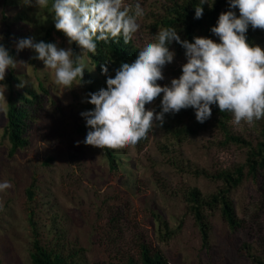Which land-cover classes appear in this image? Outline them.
Listing matches in <instances>:
<instances>
[{
	"label": "rangeland",
	"instance_id": "rangeland-1",
	"mask_svg": "<svg viewBox=\"0 0 264 264\" xmlns=\"http://www.w3.org/2000/svg\"><path fill=\"white\" fill-rule=\"evenodd\" d=\"M15 1L17 4L0 0V36L3 37L0 43L6 45L5 24L15 21L21 9L31 16L34 34L39 36L34 40L40 42L41 27L37 23L48 24L51 8L27 7L20 0ZM124 2L131 6L133 14L137 3L144 10V15L137 18L140 28L133 36L136 45L141 50L146 44L156 42L155 35L160 29L152 23L165 0ZM15 5L17 10H11ZM255 35L257 45L264 49V30L257 29ZM53 37L55 42H52L58 48L70 47L62 35L54 33ZM199 37L219 43L215 35ZM9 39L17 53L20 82L36 87L43 80L51 93L27 131L28 146L8 157L2 125L9 87L5 84V91L0 87L5 96V99L0 97V183L7 181L12 185L2 194L12 204L8 218L11 225L19 232L30 234L27 219L31 214L36 227L44 231L52 220L51 215L57 213L61 217L58 222L65 226V245L69 242L83 247L92 264L124 263L129 258L137 261L141 244L159 250L168 264H256L255 258L264 248V174L256 179L245 174L242 182L230 189L229 196L239 219L235 228L228 225L218 208L205 209L210 223L206 245L186 208L185 195L191 187L209 193L222 186L219 179L200 174L201 170L210 174L221 169L233 170L245 161V145L222 144L223 133L216 123L219 115L212 113L204 126L197 129L193 118L183 114V123L191 124L196 132L182 141L166 126L154 125L145 142L123 149V155L128 157L123 166L110 170L99 148L83 143L86 134L82 132L84 118L80 115L85 111L82 85H74L71 90L55 85L54 72L45 69L42 61L34 60V52L18 51L17 39ZM168 47L175 56L162 70L164 79L157 82L162 87L170 86L172 79L179 78L182 65L187 62L179 48ZM159 98L146 105V109L162 111ZM226 113V125L231 131L253 144L261 139L264 119L251 126L246 123L236 126L232 115ZM166 122L174 121L165 114ZM47 159L50 161L45 165ZM246 170L245 166L244 173ZM30 184L38 185L32 203L24 193ZM163 220L170 230L163 227ZM6 232L9 231L0 230V264H30L22 244L10 243Z\"/></svg>",
	"mask_w": 264,
	"mask_h": 264
},
{
	"label": "clouds",
	"instance_id": "clouds-1",
	"mask_svg": "<svg viewBox=\"0 0 264 264\" xmlns=\"http://www.w3.org/2000/svg\"><path fill=\"white\" fill-rule=\"evenodd\" d=\"M27 7L46 9L49 0H20ZM200 0L195 7V18L203 16ZM234 11L222 12L211 32L219 43L206 37H194V42L181 40L175 27L163 28L155 35L156 42L146 44L132 63H122L114 78L108 76L106 88L89 93L86 102L93 110L81 112L90 130L83 143L100 149L122 150L147 138L153 126L162 127L165 114L179 113L193 108L196 120L203 124L211 118L212 105L221 112L232 115L236 126L264 119V49L250 45L246 33L264 30V0H228ZM52 16L57 31L67 37L69 45L75 43L81 54L71 47L58 48L54 43L36 42L34 38L18 41L17 50L31 49L45 69L54 72L53 83L64 90L80 86L86 64L84 57L97 52V42L123 39L128 44L140 28L137 18L144 15L139 3L135 10L124 0H53ZM3 37L0 36V40ZM173 41L185 49L187 62L182 74L171 80L170 86L157 83L164 79L163 68L173 62L175 53L168 45ZM17 62L0 43V82L7 70L14 69ZM102 74L108 68L101 65ZM21 81L17 87H24ZM0 87L6 90L5 84ZM4 91L0 97L5 99ZM162 111L146 109L160 95ZM155 122H159L156 124ZM80 142L78 141L77 144ZM12 185L0 183V191Z\"/></svg>",
	"mask_w": 264,
	"mask_h": 264
},
{
	"label": "trees",
	"instance_id": "trees-1",
	"mask_svg": "<svg viewBox=\"0 0 264 264\" xmlns=\"http://www.w3.org/2000/svg\"><path fill=\"white\" fill-rule=\"evenodd\" d=\"M12 2L17 4V1ZM53 0H49V9L51 8ZM200 4V0H165L157 13L156 20L152 23L153 27L159 29L175 27L181 40L194 42V37L205 35L207 37L213 36L211 28L216 26L219 15L222 12L234 11L239 16L238 9H231L228 0H208V3L200 5L203 8V16L200 19L195 18V7ZM11 10H17L16 5ZM27 10L21 9L16 13L15 21L5 24L4 37L5 48L9 54L16 61V50L11 48L10 39L15 38L17 41L24 38H36V31H34L33 23H31V16L26 13ZM50 18L47 19V25L44 22L37 23L40 25V41L46 43L55 42L53 37L54 33L62 35L66 41L67 37L60 31H57L54 26L52 16L54 15L52 8L49 11ZM42 14V13H41ZM155 16V15H154ZM5 15H3V18ZM45 20V19H44ZM46 21V20H45ZM30 24V25H29ZM257 30V29H256ZM251 25L246 33L247 42L250 45H257L255 41L256 35ZM35 33V34H34ZM42 33V36H41ZM36 36V37H35ZM53 40V42H52ZM97 52L95 55L89 53L83 59L86 64L84 70L82 87L85 93L84 110H93L94 106L87 103L89 93H96L101 88H106V79L108 76L114 78L116 70H118L122 63H132L136 59L140 48L132 39L128 44H124L123 39L109 40L106 42H97ZM170 45L179 48L183 53L185 49L175 41ZM169 46V45H168ZM70 47L76 55L81 54V49L72 43ZM35 56V55H34ZM33 56V57H34ZM36 60V59H34ZM108 68L107 76L102 74L101 65ZM22 67V64L20 63ZM16 68L8 69L6 78L0 84H6L9 87V93L6 99L5 122L2 125V138L6 140L8 150L7 156H14L19 150L24 149L29 144L27 131L31 123L36 118L38 112L44 107L46 98L51 97L49 88L44 84L43 80H39L36 87L32 85H25L24 87H17L20 84V78L17 75ZM16 86V87H15ZM163 95L160 96L158 104L161 106ZM161 108V107H160ZM212 113L219 115L216 119L218 127L223 133L222 144L233 143L236 145H245L247 147L245 161L242 164L236 165L233 170L221 169L215 173H208L201 170L203 174L209 178H216L222 182V186L217 191L205 193L198 187H191L186 191V208L189 213L194 217L201 233L203 244H208L210 223L207 220L205 209L218 208L223 219L228 223L231 228L238 225L239 219L236 217L235 204L233 199L229 196L231 188L237 187L246 176H251L256 179L259 175L264 174V122H262L260 135L261 139L253 144L250 140L246 139L243 135L234 133L226 125L228 114L221 112L216 105H213ZM183 114L193 118V123L197 129L204 126L199 123L195 118V110L193 108L182 109L179 113H167V116L174 122H166V126L170 132L175 133V137L182 141L189 134L196 132V129L191 124H185L182 121ZM82 132L87 135L90 130L86 127L85 120L82 121ZM147 138L140 140L136 146H139L146 141ZM102 158L110 170L120 169L124 162H126V155H123L122 150L100 149ZM50 159L45 160V165H48ZM247 167L244 173V167ZM194 172H199L194 169ZM38 185L30 184L24 188V193L27 201L32 203L35 201V188ZM4 191H0V230L5 229L8 241L12 244L21 243L26 250L27 259L30 264H92L89 261L83 247H78L76 244L65 245V226L58 219L61 217L57 213H53L52 220L47 226V229L40 231L36 226V221L30 217L27 219L29 227L31 228L30 234L19 232L14 225L9 223V216L12 211V204L10 201L2 196ZM65 222V221H64ZM160 223V222H159ZM163 227L168 229L165 220L162 221ZM159 227V226H158ZM161 231V226L159 227ZM256 264H264V248L259 256L255 258ZM107 264H168L166 258L159 250H153L145 244L140 245L139 258L135 261L132 258L127 259L124 263L111 261Z\"/></svg>",
	"mask_w": 264,
	"mask_h": 264
}]
</instances>
